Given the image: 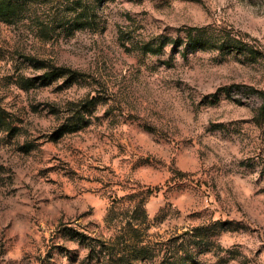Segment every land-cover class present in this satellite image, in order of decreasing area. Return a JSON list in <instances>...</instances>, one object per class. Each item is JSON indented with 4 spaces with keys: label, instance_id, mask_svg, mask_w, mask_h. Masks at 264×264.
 <instances>
[{
    "label": "rangeland",
    "instance_id": "1",
    "mask_svg": "<svg viewBox=\"0 0 264 264\" xmlns=\"http://www.w3.org/2000/svg\"><path fill=\"white\" fill-rule=\"evenodd\" d=\"M51 66L79 76L42 83ZM261 92L264 0H21L0 21V264H106L101 242L264 264Z\"/></svg>",
    "mask_w": 264,
    "mask_h": 264
},
{
    "label": "trees",
    "instance_id": "2",
    "mask_svg": "<svg viewBox=\"0 0 264 264\" xmlns=\"http://www.w3.org/2000/svg\"><path fill=\"white\" fill-rule=\"evenodd\" d=\"M21 5V0H0V21L9 23L13 20L17 11ZM51 70L41 75L39 79H41L42 83L51 82L59 77L68 76L70 79H77L78 73L74 70L66 69L64 67H56L51 66ZM261 96L263 99V104L261 106L262 114H264V92H261ZM1 121V120H0ZM71 130H74L72 128ZM187 235V234H186ZM83 241V240H82ZM90 248V252L95 253L97 257H102L106 264H139L136 261L140 260V256H136L133 260H130L125 255H120L119 257L114 254L110 245L106 242H101L100 244H87ZM99 249L97 250V247ZM145 248H142V250ZM189 251L192 249H187L186 256H180L179 251L173 249L170 255L164 256L158 264H188L190 261Z\"/></svg>",
    "mask_w": 264,
    "mask_h": 264
}]
</instances>
